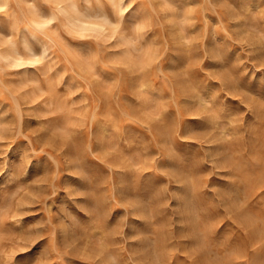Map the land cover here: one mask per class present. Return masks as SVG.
<instances>
[{
  "label": "rangeland",
  "instance_id": "rangeland-1",
  "mask_svg": "<svg viewBox=\"0 0 264 264\" xmlns=\"http://www.w3.org/2000/svg\"><path fill=\"white\" fill-rule=\"evenodd\" d=\"M171 2L177 8H183L194 0ZM215 2L211 0L213 5ZM230 2L238 12H251L252 17V25L245 26L246 31L231 29L237 34L234 39L238 40V46L247 50L241 57L244 65L236 69L240 95L233 98L235 101L223 96L221 99L224 100L226 112L238 114L239 124L236 127L240 130L238 135L241 139L235 150L252 164L251 168L244 170L242 197L237 203L241 209L253 211L242 217L248 228L237 227L238 222L230 215L213 223V232L224 225H229V229L210 255L213 264H264V232L258 230V214H254L253 208L264 198V50L259 39L264 36V31L258 27L264 25V0ZM145 6L157 19L171 10L163 0H146ZM47 7L51 9V18L40 16L35 5L32 9L25 7L24 16L12 21L9 32L6 22L0 21V31L4 32L0 35V68H6L0 73V224H7L16 218L18 213L13 205L22 203L30 206L32 200L43 197L42 203L32 206L34 211L49 205L50 215L60 210L65 217L59 225L65 230H58L57 235L47 237L51 247L67 253L63 257V264L69 261L70 264H90L98 250L106 246L108 234L103 225L107 216L111 215V211L108 212L102 221L98 209L87 207L91 206L92 201L86 199L89 194L84 191L91 190L92 185L107 173V169L91 158L108 169L128 167L137 175L151 171L153 160L141 153L129 155L122 151L118 138L124 130L123 139L135 140L136 143L146 140V133L136 126L151 133L154 122L167 111V105L160 103L155 108L138 112L125 98L130 95L144 98L142 94L153 85L161 88L166 95H174L178 87L177 74L156 68L161 53L159 46L145 50L139 60L124 55L105 54L102 57L98 47L92 50L90 41H77L71 37L85 40L95 38L99 41L108 37L110 28L115 34L113 26L103 21L83 25L66 21L61 26L62 31L56 23L67 15L64 0H49ZM222 9L225 14L231 11L228 5H223ZM212 10L216 11L215 8ZM195 12L196 9L189 8L180 19V25L189 24ZM145 15L146 11L138 4L125 20L132 24ZM203 17V12L197 17V23L201 26ZM211 19L215 22L214 17ZM225 22L229 28L232 23H242L239 19ZM24 28H30L35 37L23 31ZM144 28L145 25H141L137 31L141 32ZM178 31L181 37L185 35L183 27ZM195 39V34H191L188 39L177 38L176 42L190 48ZM218 39L222 40L223 37ZM25 40L29 45L23 43ZM238 52V48L232 49L228 54L229 63L236 60ZM185 63V56L176 50L165 57L164 68L176 70ZM196 63L193 61L188 68H193ZM209 66L213 65H205ZM133 72L143 74L135 87L127 79V75ZM196 75L198 82L202 83V74ZM216 88L217 84L209 83L205 91L211 93ZM186 124L201 126V122L196 120L187 121ZM187 139L196 140L198 137L189 136ZM176 148L179 153L191 158L196 154L197 146L178 141ZM217 171L229 172L231 169L221 168ZM84 172L91 178V183L80 177ZM202 178L209 186L216 185L232 191L239 187L211 173L203 174ZM157 181L162 182V179L146 174L142 181L144 190L151 191ZM211 195L210 192L203 193L202 201L207 203ZM135 206L134 201H128L125 205L126 208ZM84 214L96 218L95 222L78 225L76 219L80 223L87 222ZM115 214L122 212L116 210ZM39 218L28 217L23 224H30ZM126 223L127 217L122 216L112 226V234L120 232ZM73 225L79 231L72 236L75 231ZM147 230V225L129 220V235ZM160 231L166 232L167 226L161 225ZM24 242L25 238L20 234L0 231V264H13L16 255L25 251ZM181 242L173 241L177 244ZM47 243L46 240L42 241L32 251L18 256L16 264H32ZM171 255L174 261L180 253L173 249ZM41 264L46 262L42 260ZM174 264H183V258L178 257Z\"/></svg>",
  "mask_w": 264,
  "mask_h": 264
},
{
  "label": "clouds",
  "instance_id": "clouds-1",
  "mask_svg": "<svg viewBox=\"0 0 264 264\" xmlns=\"http://www.w3.org/2000/svg\"><path fill=\"white\" fill-rule=\"evenodd\" d=\"M163 2L171 10L157 19L145 6L146 0H64L67 15L62 16L56 23V26L61 28L66 21L76 25L103 21L114 27V35L110 28V38L99 41L95 38H71L90 41L92 50L98 47L102 57L105 54L124 55L139 60L145 50L159 46L161 53L156 68L177 74L178 87L174 95H166L161 88L153 85L142 94L144 98L140 95L125 98L138 112L155 108L160 103L167 105V111L160 120L154 122L151 133L136 126L146 133V140L136 143L135 140L123 139L124 130L118 138L122 151L129 155L141 153L152 159L151 171L137 175L128 167L108 169L100 161L91 158L107 169V173L92 185L91 190L84 191L89 194L86 199L92 201L91 206L87 207L98 209L102 221L108 212L111 211V215L107 216L103 225L108 234L106 246L98 250L90 264H174L178 257L183 258V264H213L210 254L223 241L229 229V225H224L213 232V223L230 215L238 222L237 227L248 228L242 217L253 211L241 209L237 203L242 197L241 181L244 170L251 168L252 164L242 153L235 150L241 139L238 135L240 130L236 127L239 124L238 114L226 112L224 100L221 99L223 96L224 99L231 98L235 101L233 98L240 95L237 91L241 86L236 69L244 65L241 57L247 50L238 46V40L234 39L237 34L231 29L241 28L246 31L245 26L252 25L251 12L241 14L230 0H216L214 5L211 0H194L183 8H177L171 0ZM48 3L49 0H0V21L6 22L9 32L12 21L20 20L25 14V7L32 9L33 5L38 9L40 16L50 17L52 12L47 7ZM138 4L146 11V15L139 21L128 24L125 17ZM223 5H228L231 11L225 14ZM189 8L196 9V12L189 24L181 26L180 19ZM213 8L216 11H213ZM201 12L204 13L202 26L197 23ZM213 17L215 22L211 19ZM234 19H239L242 23H232L229 28L225 21L230 23ZM141 25H145V28L138 32L137 29ZM181 27L185 32L183 37L178 31ZM258 27L264 31V25ZM61 30L63 31L62 28ZM23 31L35 37L30 28H24ZM3 34L4 32L0 31V35ZM191 34L196 36L192 47L176 42L177 38H190ZM220 36L223 37L222 40L218 39ZM259 39L264 50V36ZM23 43L28 44L26 40ZM233 48H238L239 52L236 54V60L229 63L228 54ZM176 50L182 52L186 63L176 70L165 69V57ZM193 61L197 62L195 66L188 68ZM206 64L213 66L205 67ZM4 71L6 68H0V73ZM196 74H202V83L198 82ZM142 78L143 74L136 72L127 75L133 87L138 85ZM209 83L217 84L218 88L206 93L205 88ZM191 120L200 121L201 126H188L186 122ZM189 136H196L198 139H187ZM178 141L195 144L196 154L188 158L179 153L176 148ZM221 168H229L231 171H217ZM205 173L238 185V190L207 185L202 178ZM146 174L159 177L162 182L157 181L151 191H145L142 181ZM80 177L88 179L91 183V178L87 177L85 172ZM205 192L212 194L207 203L201 199ZM43 199L41 197V200H32L30 206H24L22 203L13 205L18 213L16 218L7 224H0V231L20 234L25 238V251L16 255L13 264H16L18 256L32 251L45 240L47 245L41 249L32 264H41L42 260L46 264H57L58 261L63 264V257L67 253L52 248L47 237L57 235L58 230H65L59 227L65 217L60 210L50 215L49 205L34 211L32 206L42 203ZM128 201L136 202V206L126 208ZM253 208L254 214H258V230L264 232V198ZM113 209L115 210L112 211ZM116 210H120L122 214L116 215ZM84 215L88 218L87 222L80 223L76 219L78 225H90L95 222L96 218ZM31 216L40 218L24 225L23 221ZM122 216L127 217L126 227L113 235L112 226L118 223ZM130 219L147 225L149 230L129 235L127 229ZM161 225L167 226L166 232L160 231ZM73 227L75 231L72 236L79 231L75 225ZM176 240L182 242L173 243ZM173 249L180 253L174 261L171 255Z\"/></svg>",
  "mask_w": 264,
  "mask_h": 264
},
{
  "label": "bare ground",
  "instance_id": "bare-ground-1",
  "mask_svg": "<svg viewBox=\"0 0 264 264\" xmlns=\"http://www.w3.org/2000/svg\"><path fill=\"white\" fill-rule=\"evenodd\" d=\"M56 10V9H55ZM30 11V10H29ZM29 14V13H28ZM25 17L27 18V16L25 15ZM33 17H35V16H33ZM50 18H51V16H50ZM50 20V19H49ZM49 20H47V21H49ZM34 21V20H33ZM35 22H37V20L35 21ZM34 22V23H35ZM38 23V22H37ZM41 24H42V22H40ZM39 23V24H40ZM85 24V23H84ZM87 24H89V23H87ZM83 25V24H82ZM7 55H10V53H7ZM10 56H12V54L10 55ZM12 57H14L15 58V56H12Z\"/></svg>",
  "mask_w": 264,
  "mask_h": 264
}]
</instances>
